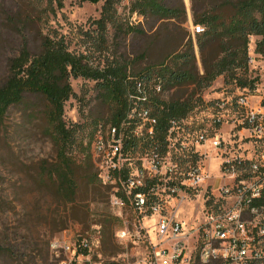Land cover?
I'll return each instance as SVG.
<instances>
[{
    "label": "rangeland",
    "instance_id": "374dc122",
    "mask_svg": "<svg viewBox=\"0 0 264 264\" xmlns=\"http://www.w3.org/2000/svg\"><path fill=\"white\" fill-rule=\"evenodd\" d=\"M47 1L0 0V77L8 60L18 53L21 36L28 37L35 54L40 52L43 36H64L71 51L92 55L95 66L102 68L115 57L127 58L133 63L132 72L164 62L192 39L200 62L197 35L193 33L192 0H183L188 12L187 23L177 28L167 24L159 30H152L143 17L139 16L140 21L132 20L128 1L124 0L117 7L118 24L138 27L145 34L132 33L124 38L116 27L109 26L107 50L102 53L95 51L86 33L91 34L95 29L94 22L100 18L106 0L98 3L66 0L64 9L56 15L41 11ZM11 9V15H21L15 25L7 23L6 14ZM259 39H250L252 63L246 76L254 83V91L248 88L253 107L264 98V53L256 52ZM71 84L75 96L65 106V121L83 127L81 136L86 146L93 132L101 125L109 124L112 108L103 101L96 82L80 78L71 80ZM240 90L235 84L226 85L224 77L218 78L203 92L205 104L184 123L193 130L216 133L234 156L250 158L264 148V137H256L242 124L244 118L237 115L234 106L226 109L217 106L218 99L234 100ZM162 98L167 99V96L164 94ZM41 108L40 101L30 98L24 105L11 109L0 127V264H58L51 247L53 241L74 244L85 236L91 241V251L89 261L81 264H158L153 259V252L157 246L165 247V237L158 233L156 217L141 215L130 202H126L123 208L115 206L111 189L83 180L85 172L94 173L95 169L86 167V171L80 170L78 202L72 213L66 212L55 194L41 185V165L52 163L57 156L56 148L39 119ZM219 119L221 124L217 123ZM209 155L215 159L211 160L210 171L216 176L222 159L220 155ZM180 202L171 203L174 209L168 216H177L193 227L194 217L206 202L205 190L188 195L183 203ZM162 216L165 217V212ZM107 218L113 222L104 232L102 224ZM122 230L127 231L125 238L118 236Z\"/></svg>",
    "mask_w": 264,
    "mask_h": 264
},
{
    "label": "trees",
    "instance_id": "16d2710c",
    "mask_svg": "<svg viewBox=\"0 0 264 264\" xmlns=\"http://www.w3.org/2000/svg\"><path fill=\"white\" fill-rule=\"evenodd\" d=\"M65 1L48 0L41 11L56 15L64 9ZM82 1L98 3L100 0ZM123 1L106 0L100 18L94 22L95 29L91 34L86 33L96 52L107 50L109 26L116 27L124 38L132 33L145 34L138 27L118 24L117 7ZM127 6L131 15L145 18L152 30L167 24L177 28L188 22L183 0H128ZM11 13L12 9L6 14L7 23L15 25L21 15ZM191 15L193 24L205 29L196 37L200 62L194 41L190 39L164 62L149 65L139 72L131 71L133 63L127 58L115 57L102 68L95 66L92 55L71 51L64 36H43L40 52L35 54L28 37L21 36L18 53L8 60L0 77V127L11 109L24 105L28 99L42 103L38 116L57 156L52 163L41 165L39 181L55 194L66 212L72 213L78 202L80 170L95 169L94 173L85 172L83 180L109 188L102 183L92 156V142L98 129L84 146L83 127L65 121V106L75 96L71 80L81 78L97 83L103 101L111 105L109 124L113 126L126 118L127 96L135 91L139 81L161 83L162 93L152 97L150 104L157 117L158 139L162 145L171 121L186 120L204 105L203 92L218 78L224 77L226 85L235 84L239 89L254 91L253 81L246 77L250 67L249 46L250 39L258 37L256 52L264 53V0H192ZM164 94L167 99L162 98ZM111 222V218L104 220V232Z\"/></svg>",
    "mask_w": 264,
    "mask_h": 264
},
{
    "label": "built area",
    "instance_id": "2783aa9c",
    "mask_svg": "<svg viewBox=\"0 0 264 264\" xmlns=\"http://www.w3.org/2000/svg\"><path fill=\"white\" fill-rule=\"evenodd\" d=\"M132 16L140 21L137 14ZM204 32V27L193 26L194 35ZM240 91L234 100L218 99L217 106H234L242 124L263 138L264 98L253 107L248 89ZM161 93V83L139 81L127 96L126 118L116 126L101 125L93 139V160L102 183L112 190V203L123 208L130 202L141 215L156 217L165 247H155V263L190 264L194 259L193 264H264V148L254 157H236L221 136L193 130L185 120L171 121L162 145L150 104ZM210 153L222 159L216 176L210 171L215 160ZM200 190H205L206 202L193 227L168 216L172 202L181 199V204ZM118 236L125 238L127 231ZM51 247L58 264L89 261L87 236L74 244L55 240Z\"/></svg>",
    "mask_w": 264,
    "mask_h": 264
}]
</instances>
